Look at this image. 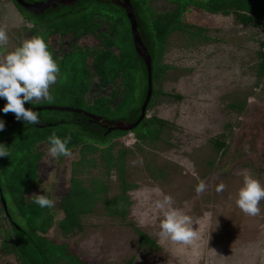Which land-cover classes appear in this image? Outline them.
Here are the masks:
<instances>
[{
  "label": "trees",
  "instance_id": "16d2710c",
  "mask_svg": "<svg viewBox=\"0 0 264 264\" xmlns=\"http://www.w3.org/2000/svg\"><path fill=\"white\" fill-rule=\"evenodd\" d=\"M8 1L25 15L26 39L42 37L59 66L57 83L50 86V92L56 91L69 101L70 109L83 110L110 121L137 120L147 96L148 71L135 47L130 19L126 10L116 3L118 0H65L62 5L40 14L21 8L16 0ZM4 2L7 0H0V4ZM132 2L152 56L153 97L144 119L130 132H109L75 123L77 115L70 112L44 111L38 113V125L25 124L15 118L0 132V144L8 146L11 153L9 158H0V232L3 237L0 263L11 259V264H85L70 244L56 241L51 232L58 229L64 239L76 237L85 231L86 221L91 217L129 225L137 236L141 252L151 255L162 250L157 239L130 219L134 207L132 196L139 189V184L133 181L136 174L133 171L140 170L150 179L166 183L171 167L168 163L163 167L157 165V151L160 145L177 147L171 138L173 132L180 129L175 121L157 113L161 97L178 102L184 98L161 88L173 70V66L166 64L170 40L174 34H181L189 46L198 49L211 42L208 28L185 21L188 12L193 10L234 18L246 28L264 32V0H171L176 8L164 13H156L149 0ZM23 33L18 37V45L23 41ZM258 42L253 56L257 87L264 81V38ZM64 77L66 81L62 83ZM5 103L6 100L0 99V108ZM246 104L247 100L225 106L224 131L211 141L214 158L207 162L208 170L216 169V159L220 163L227 157L238 121L236 117L245 112ZM40 105L38 102L24 106L35 111ZM50 113H65L69 118L56 121L45 117ZM13 115L0 112V119L6 123ZM53 133L61 138L70 137L71 153L79 154L78 159L71 162L69 187L64 186L58 198L54 196L60 175L57 168L70 157H57L54 167L47 171V138ZM129 134L135 139L132 146L125 142ZM244 165L253 167L250 163ZM207 173L202 177L207 178ZM43 194L53 201L52 207L40 208L32 202V195ZM16 214L21 222L17 221ZM65 257L72 259L65 260ZM135 263L136 258L126 262Z\"/></svg>",
  "mask_w": 264,
  "mask_h": 264
},
{
  "label": "rangeland",
  "instance_id": "374dc122",
  "mask_svg": "<svg viewBox=\"0 0 264 264\" xmlns=\"http://www.w3.org/2000/svg\"><path fill=\"white\" fill-rule=\"evenodd\" d=\"M149 2L156 13L176 8L171 0ZM186 17L185 21L208 28L211 42L198 49L189 46L181 34H174L170 40L166 64L173 66V70L161 88L184 98L178 102L161 97L158 101L157 113L175 121L180 129L174 131L171 138L177 147L160 145L155 158L161 167L170 164L168 181L156 182L147 173L133 171L136 173L133 181L139 184V189L132 196L134 207L130 220L157 239L162 250L151 255L139 251L137 236L129 225L112 223L105 218H88L85 231L70 239L61 237L58 229L51 232L56 241L70 244L85 264H126L131 258H136L135 264H264V200L259 204L261 211L257 216H248L235 205L242 171L251 173L264 184V81L259 87L255 86L253 69V56L264 32L246 28L234 18L200 10L188 12ZM24 18L14 3L7 0L0 4V29L8 36L7 44L0 49V58L18 46ZM24 35L23 41L27 40ZM64 81L66 78H61V82ZM50 94L51 102L41 101L40 107L71 108L72 104L56 91ZM245 100L246 110L236 117L238 121L227 157L220 163L216 159V169L208 170L207 162L214 158L211 141L224 131L225 106ZM45 117L56 121L69 118L65 113H50ZM125 142L132 146L133 135L126 136ZM78 157V152H74L62 163L63 169L57 168L60 175L54 188L56 198L69 187L71 162ZM54 162H45L47 171L54 167ZM207 172L209 176L203 178ZM201 181L206 187L197 193L196 186ZM221 184L224 190L218 192ZM164 195L170 196L173 206L192 220L196 238L190 245L175 244L157 235L161 214L154 203ZM16 219L21 222L17 214ZM2 238L0 232V240ZM11 263V259H7L0 264Z\"/></svg>",
  "mask_w": 264,
  "mask_h": 264
},
{
  "label": "clouds",
  "instance_id": "9594fccd",
  "mask_svg": "<svg viewBox=\"0 0 264 264\" xmlns=\"http://www.w3.org/2000/svg\"><path fill=\"white\" fill-rule=\"evenodd\" d=\"M7 42V33L0 29V49H3ZM59 74V66L42 37L34 36L22 41L15 49L0 58V99L6 100L0 112L14 113L17 121L38 125L40 123L38 113L32 108H25L24 105L41 101L51 102L50 86L57 83ZM4 127L5 123L0 119V131ZM70 139L68 136L61 138L55 133L50 135L47 138L45 162L53 163L57 157H71L72 153L68 147ZM10 155L9 147L0 144V158H9ZM240 175L242 183L236 192L235 205L244 214L257 216L261 211L259 204L264 200V184L247 171H242ZM205 187L201 181L196 186V192H203ZM223 190L224 185H219L217 191ZM32 197H34L32 202L40 208L53 206V201L45 194ZM154 206L161 214L157 235L175 244L190 245L196 238L190 217L175 208L172 198L168 195L156 200Z\"/></svg>",
  "mask_w": 264,
  "mask_h": 264
},
{
  "label": "water",
  "instance_id": "95a60500",
  "mask_svg": "<svg viewBox=\"0 0 264 264\" xmlns=\"http://www.w3.org/2000/svg\"><path fill=\"white\" fill-rule=\"evenodd\" d=\"M19 6L21 8L36 13H44L48 10L58 6L62 5V3L65 2V0H49L43 3H33L29 4L26 3L24 0H16ZM117 4L122 6L130 19L131 26H132V33H133V40L135 47L140 54L142 60L144 61V64L148 71V91L146 100L141 107L139 111V116L135 122H128L126 120H120V121H110L102 117H98L96 115H93L91 113L85 112L83 110H77V109H69V108H52V107H39L36 108L35 111L37 113H42L44 111H60V112H70L75 115H77V119L74 120L75 123H81V124H89L93 127L101 128L104 130H107L109 132L111 131H132L135 127H137L140 122L144 119L147 108L149 106V103L153 97V77H152V56L149 52V49L144 42L143 33L141 31L140 24L137 20L134 5L132 0H118L116 1ZM15 120V114L10 118L8 122L5 123V127L2 131L3 132L6 127L13 123ZM58 124H53L52 126H55Z\"/></svg>",
  "mask_w": 264,
  "mask_h": 264
},
{
  "label": "flooded vegetation",
  "instance_id": "af4514ba",
  "mask_svg": "<svg viewBox=\"0 0 264 264\" xmlns=\"http://www.w3.org/2000/svg\"><path fill=\"white\" fill-rule=\"evenodd\" d=\"M66 176V175H65Z\"/></svg>",
  "mask_w": 264,
  "mask_h": 264
}]
</instances>
